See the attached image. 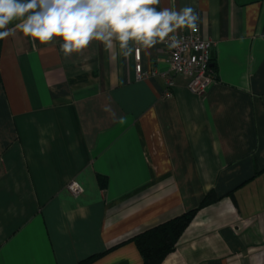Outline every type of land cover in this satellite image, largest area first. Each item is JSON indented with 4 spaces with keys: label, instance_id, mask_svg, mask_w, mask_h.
<instances>
[{
    "label": "crops",
    "instance_id": "obj_1",
    "mask_svg": "<svg viewBox=\"0 0 264 264\" xmlns=\"http://www.w3.org/2000/svg\"><path fill=\"white\" fill-rule=\"evenodd\" d=\"M185 6L213 43L215 79L202 95L170 71L163 43L141 49L139 80L134 53L125 59L115 42L65 58L59 38L34 44L9 25L15 35L0 41V264H142L132 237L211 190L218 200L197 210L160 264H264V0L156 7Z\"/></svg>",
    "mask_w": 264,
    "mask_h": 264
},
{
    "label": "clouds",
    "instance_id": "obj_2",
    "mask_svg": "<svg viewBox=\"0 0 264 264\" xmlns=\"http://www.w3.org/2000/svg\"><path fill=\"white\" fill-rule=\"evenodd\" d=\"M161 0H0V41L15 35L9 25L32 42L47 45L62 41L60 51L68 58L93 41L129 58L159 43L180 47L178 29L196 30L199 15L189 6L179 10L158 8Z\"/></svg>",
    "mask_w": 264,
    "mask_h": 264
},
{
    "label": "built area",
    "instance_id": "obj_3",
    "mask_svg": "<svg viewBox=\"0 0 264 264\" xmlns=\"http://www.w3.org/2000/svg\"><path fill=\"white\" fill-rule=\"evenodd\" d=\"M178 38L182 41L178 48H169L167 41L163 43V46L168 51L169 69L172 73L182 74L187 79L186 87L189 91L202 95L215 79L209 55L213 43L201 37L198 26L195 31L189 29ZM139 60L135 58V71L137 79L142 80L145 74L141 72ZM172 86L173 80L172 77H169L167 78L165 96H171ZM67 189L73 195H79L82 192V186L76 180H71L67 184Z\"/></svg>",
    "mask_w": 264,
    "mask_h": 264
},
{
    "label": "trees",
    "instance_id": "obj_4",
    "mask_svg": "<svg viewBox=\"0 0 264 264\" xmlns=\"http://www.w3.org/2000/svg\"><path fill=\"white\" fill-rule=\"evenodd\" d=\"M211 67L213 68L212 65ZM98 182L101 187H104L106 180L104 177L98 176ZM217 200L218 197L211 190L204 195L196 208L134 235L132 239L139 250L142 264H160L165 256L175 249L178 238L191 222L197 210ZM94 258L95 256H91L76 264H87Z\"/></svg>",
    "mask_w": 264,
    "mask_h": 264
}]
</instances>
